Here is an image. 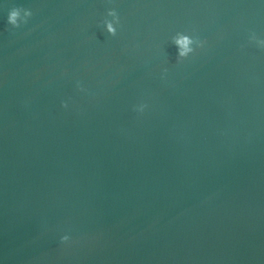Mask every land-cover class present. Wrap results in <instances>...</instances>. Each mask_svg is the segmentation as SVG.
Here are the masks:
<instances>
[{"label":"water","instance_id":"obj_1","mask_svg":"<svg viewBox=\"0 0 264 264\" xmlns=\"http://www.w3.org/2000/svg\"><path fill=\"white\" fill-rule=\"evenodd\" d=\"M0 264H264V0H0Z\"/></svg>","mask_w":264,"mask_h":264},{"label":"clouds","instance_id":"obj_2","mask_svg":"<svg viewBox=\"0 0 264 264\" xmlns=\"http://www.w3.org/2000/svg\"><path fill=\"white\" fill-rule=\"evenodd\" d=\"M25 11V15L26 17L31 15L30 10L28 9H22L19 7H12L7 14V22L11 25L18 26V20L20 17V12L21 11ZM109 15H113L116 16V12L114 9H110L108 11ZM25 20V19H24ZM106 27L109 33L115 35L116 30L113 28L112 24L109 22H106ZM175 43L179 46L178 48V53L180 56H184L188 51H190L191 49H189L188 45L190 44V40L187 36H180L178 39L175 40ZM63 103V102H62ZM66 106V105H64ZM66 237H61V241L66 240Z\"/></svg>","mask_w":264,"mask_h":264}]
</instances>
